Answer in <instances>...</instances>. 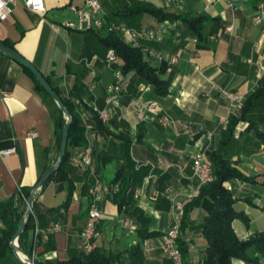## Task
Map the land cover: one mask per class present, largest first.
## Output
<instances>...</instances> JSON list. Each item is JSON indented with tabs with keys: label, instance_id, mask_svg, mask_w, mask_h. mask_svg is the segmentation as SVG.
<instances>
[{
	"label": "crops",
	"instance_id": "1",
	"mask_svg": "<svg viewBox=\"0 0 264 264\" xmlns=\"http://www.w3.org/2000/svg\"><path fill=\"white\" fill-rule=\"evenodd\" d=\"M43 1V14L31 12L22 1L12 5L9 16L0 21V42L33 63L61 97L82 100L86 123L92 125L91 111L104 106L105 87L114 80V69L121 61L118 58L112 65L105 62L108 49L99 40L107 34L104 30L92 29L93 34L64 26L66 21H77L75 8L83 7L84 0ZM230 1L232 6L225 1L210 5L206 0H172L171 7L164 8L175 14L217 18L207 27L214 28L209 35L215 34L217 39L208 40L205 48H198L191 35L185 41L176 38L173 21H158L148 13L137 16L139 29L167 30L162 42L148 45L176 57V62L171 64L172 80L166 95L158 96L151 85H144L143 90L123 93L120 108L115 110L116 119L126 123L133 139L129 148L130 194L146 218L149 236L142 238L138 221L124 215L107 196L101 204L103 214L94 247L110 256L113 264H173L158 243L172 224V201L179 199L185 207L193 198L197 181L191 172V153L196 140L206 152H220L248 177L223 183L232 194L234 208L247 217L246 221H232L236 236L248 240L264 232V139L258 134L264 133V77L259 78L256 66L245 61L264 56V21L256 25L250 18L260 0ZM99 2L105 21L127 25L120 11L140 1ZM146 2L162 7L163 0ZM92 56H96L93 77L85 65ZM123 76L129 81L134 78L132 73ZM228 92L242 96L240 111L230 105ZM151 101L158 109L149 112L146 121H139L133 105ZM51 108L50 100L22 65L0 52V150L15 149L0 155V200L13 197L18 210L26 209V199L17 194L18 187L30 190L58 156ZM162 116L170 123L161 125L158 119ZM224 118L236 120L231 135L221 128ZM105 125L115 130L109 123ZM138 127L142 136L136 141ZM30 130L37 136L27 137ZM210 132L212 137L208 138ZM85 135L86 145L69 146L62 172L37 190L23 248L17 241L18 255L11 248L0 264H23L25 256L34 264H50L83 253L79 233L86 223L89 189L96 179L111 183L125 162L118 139L102 138L86 128ZM86 149L90 150L89 165L79 161ZM205 216L200 205L187 206L178 239L184 248L182 264L203 262L207 241L201 225ZM35 226L39 233L33 242ZM246 252L248 260L233 257L231 264H264V252L254 246Z\"/></svg>",
	"mask_w": 264,
	"mask_h": 264
},
{
	"label": "trees",
	"instance_id": "2",
	"mask_svg": "<svg viewBox=\"0 0 264 264\" xmlns=\"http://www.w3.org/2000/svg\"><path fill=\"white\" fill-rule=\"evenodd\" d=\"M143 13H148L158 21L170 20L178 21L180 26L177 30L180 31V36L176 37L185 41L186 37L191 35L196 38V46L198 48L208 47L209 33L214 31V28L208 29L210 23L217 21V18H210L203 14L192 15L191 13H171L164 10L161 6L152 5L147 2H135L130 6H126L120 11L122 19L126 20L127 25L138 28L137 16ZM107 23V21H106ZM139 29V28H138ZM93 34V30H89ZM105 49L112 48L115 50L117 57L121 63L118 67L123 75L132 73L134 78L129 81V86L124 93L136 92L139 85H151L154 92L158 96H164L168 93L169 85L172 80V73L167 72V62L154 61L147 59L138 48H133L127 44L120 34L116 32H108L104 37H99ZM13 49V48H12ZM22 65V64H21ZM24 70L28 72L34 79L36 86L41 94L51 102V117L54 124V135L57 139L59 147L62 127L65 123L61 110L56 103L49 97V95L40 86L34 75L22 65ZM54 91L57 90L53 87ZM264 93V85L262 89ZM58 93V92H57ZM59 95V94H58ZM60 96V95H59ZM66 109L72 116V122L69 127L67 137V148L65 156L57 168V170L47 179V181L55 174L62 172L64 163L68 157V147L71 145L85 146L86 135L85 128L82 125L78 114V109H81L83 103L77 106L70 97H61ZM244 111V108L242 112ZM243 117V113L241 118ZM92 128L102 138L114 137L120 142V149L122 156L125 159L124 164L116 170L111 183L118 184V190L110 195V199L115 203L119 210L124 215L133 217L139 223L137 231L138 234L144 238L149 236L147 231L146 218L144 217L140 208L134 202L130 194V167L131 159L129 156V148L133 142L130 137L129 129L126 123L117 120L114 116L110 119L109 125L115 130H111L109 126L102 123L97 114L91 111ZM235 119L230 118L226 128L228 135H231ZM264 139V133H258ZM142 136L141 127H138L136 132V141ZM209 161L214 170V180L206 183L200 187L199 194L190 200L189 204L184 207V215L187 212V206L200 205L205 213V221L201 225L202 231L207 241V248L202 264H231V258L237 257L248 260L247 249L254 246L258 251L264 252V232L256 237L248 240L239 239L233 228L232 221L234 219L247 220L246 215L237 211L234 208V199L231 192L223 185L226 180L243 179L248 177L235 166L233 162L224 158L220 152H206ZM45 181V183L47 182ZM44 183V184H45ZM29 189L20 188L17 194H20L26 199ZM24 209L18 210L14 203V198L10 197L6 200H0V258H2L8 251L11 250L10 240L16 230V225L22 216ZM30 218L26 222V226L18 238L19 246L22 247L23 241L27 235V228L29 226ZM23 248V247H22ZM183 253L184 248L180 245ZM25 250V249H24ZM28 253V252H26ZM50 264H113L110 256L99 252L96 247L88 253H82L63 261H55Z\"/></svg>",
	"mask_w": 264,
	"mask_h": 264
},
{
	"label": "built area",
	"instance_id": "3",
	"mask_svg": "<svg viewBox=\"0 0 264 264\" xmlns=\"http://www.w3.org/2000/svg\"><path fill=\"white\" fill-rule=\"evenodd\" d=\"M22 1L24 6L31 12L38 14H43L45 11L43 0H0V21L6 19L10 12L11 6L16 2ZM140 2H146L148 0H139ZM219 1H225L228 5L232 6L230 0H206L210 5L215 4ZM172 0H163L162 7H171ZM102 6L99 0H84L83 7L75 8L77 13V21H66L64 26L71 30L85 31V30H104L108 32H116L120 34L123 40L133 48H138L141 50L142 54L147 58L154 61L165 60L167 62V72L171 71V64L176 62V57H168L166 54H162L156 51L154 48L148 45V42H162L164 35L167 30L159 28H133L129 27L123 23L107 22L104 20L100 14ZM251 21L258 25L264 21V0L258 1L256 7L252 11L250 16ZM177 21H173L172 32L175 37L180 36V31L177 30ZM231 27H225V30L229 31ZM217 39L215 34H210L208 40L215 41ZM191 40L196 42V38L192 37ZM96 59V56H92L90 60H85V65L91 71L92 77L94 71L92 69V61ZM104 60L107 64H117L118 57L115 50L109 48L104 56ZM245 61L249 64H253L257 68V75L259 78L264 77V56H258L257 58L247 57ZM129 86V81L124 78L121 70L116 67L114 69V80L105 87V98L104 106L102 108H95V113L98 119L104 123L108 124L110 119L115 116V110L120 108V97L127 90ZM139 90L144 89V85H139L137 87ZM227 99L236 110H241L243 107V98L241 95L228 92ZM74 103L79 106L82 103L80 99H73ZM133 109L137 115L139 121H146L149 119V112H154L158 109L157 103L154 101L144 102L141 105L134 104ZM78 114L83 122L86 129H91L92 126L86 123L87 115L83 111V108L78 109ZM120 118L117 117V120ZM161 125H167L170 123V119L167 116H162L158 119ZM229 123L228 118H224L221 122V128L224 130L227 128ZM27 137H36L37 132L30 130L27 132ZM208 138L212 137V132L207 134ZM14 148H8L0 150V155H8L14 153ZM90 150L86 149L79 157V161L84 165L90 164ZM192 164L191 172L192 176L196 179L197 185L193 193V197L199 194L200 187L208 182L214 180V170L211 162L207 157L206 150L203 148L199 140H196L193 144L192 151ZM20 191V188L17 189ZM118 190V184L106 183L99 179H96L91 185L88 192V205L86 210V223L81 229L79 235L82 239L81 249L83 252L88 253L94 247V242L98 237V224L102 218L103 210L101 207L102 202L107 196ZM184 215V203L179 199H174L171 203V218L172 224L168 230H166L162 235L158 243L160 250L166 256H168L173 264H182L183 256L180 246L178 244V239L180 235V229L182 225ZM56 229V228H55ZM39 233V229L35 226L32 230V241L34 242ZM143 244H146V240H143Z\"/></svg>",
	"mask_w": 264,
	"mask_h": 264
},
{
	"label": "water",
	"instance_id": "4",
	"mask_svg": "<svg viewBox=\"0 0 264 264\" xmlns=\"http://www.w3.org/2000/svg\"><path fill=\"white\" fill-rule=\"evenodd\" d=\"M0 52L6 54L10 58L14 59L18 63L25 66L34 75V77L36 78V80L38 81L40 86L49 95V97L56 103V105L59 107V109L61 110V112L63 113V115L66 118V121H65V123L62 127V131H61V137H60V144H59L57 159L52 165H50L49 167H47L44 170V172L39 176V178L36 181V183L34 184V186L30 189V191L26 197V200H25L26 209L23 212L20 219L18 220L17 225H16V230L11 237L10 246H11L13 252H15V254L18 255V252H20V249L18 248L16 242H17L19 236L21 235V233L23 232V230L26 226L27 220L30 218L32 208H33V201H34L35 194H36L37 190L45 183V181H47V179L59 167V165L61 164V162L65 156V152H66V148H67L68 131H69L70 124L72 122V116L69 113V111L66 109V107H65L62 99L58 95V93L56 91H54L53 87L50 85L48 80L36 68V66L33 63H31L29 60H27L26 58L21 56L16 50L12 49L11 47L5 45L2 42H0ZM21 261L23 264H34L33 259L31 257H27V256L22 258Z\"/></svg>",
	"mask_w": 264,
	"mask_h": 264
},
{
	"label": "rangeland",
	"instance_id": "5",
	"mask_svg": "<svg viewBox=\"0 0 264 264\" xmlns=\"http://www.w3.org/2000/svg\"><path fill=\"white\" fill-rule=\"evenodd\" d=\"M62 115H63V113H62ZM63 117H64V120L66 121V118H65V116L63 115Z\"/></svg>",
	"mask_w": 264,
	"mask_h": 264
}]
</instances>
